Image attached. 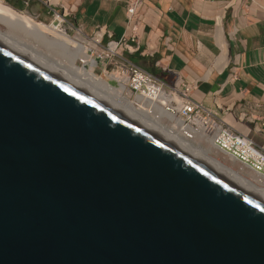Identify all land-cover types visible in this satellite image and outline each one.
I'll list each match as a JSON object with an SVG mask.
<instances>
[{
  "label": "water",
  "instance_id": "1",
  "mask_svg": "<svg viewBox=\"0 0 264 264\" xmlns=\"http://www.w3.org/2000/svg\"><path fill=\"white\" fill-rule=\"evenodd\" d=\"M0 264H264V192L0 42Z\"/></svg>",
  "mask_w": 264,
  "mask_h": 264
},
{
  "label": "crops",
  "instance_id": "2",
  "mask_svg": "<svg viewBox=\"0 0 264 264\" xmlns=\"http://www.w3.org/2000/svg\"><path fill=\"white\" fill-rule=\"evenodd\" d=\"M2 1L42 23L51 20L47 0ZM134 1L55 0L50 5L60 13L64 9L65 19L81 29L72 35L90 43L88 36L98 28L105 34L103 42L109 35L132 33L126 8ZM235 3L140 0L135 31L140 47L132 59L166 84L177 76L196 84L190 96L194 102L264 148V134L257 130L264 117V21L239 13L236 6L231 9ZM235 163L236 170L250 175Z\"/></svg>",
  "mask_w": 264,
  "mask_h": 264
},
{
  "label": "bare ground",
  "instance_id": "3",
  "mask_svg": "<svg viewBox=\"0 0 264 264\" xmlns=\"http://www.w3.org/2000/svg\"><path fill=\"white\" fill-rule=\"evenodd\" d=\"M49 1L55 2V0ZM16 10L4 5L0 0V24L8 28L7 33L0 30V42L10 45L38 64L41 63L56 71L57 74L88 90L100 100H106L139 118L161 136L175 141L185 151L204 160L228 178L239 176L264 192V176L247 169L253 178L247 177L215 157L214 155L221 153L214 145V139H204L199 129L187 127L174 113H167L161 106L166 103L165 98L157 96L155 101H144L140 97L129 99L123 93L122 87L111 86L105 79L88 71L92 59L87 52V45L57 30L52 24L38 23L34 20V16L33 19ZM204 141L206 144L203 143ZM194 142L208 147V150L198 147ZM228 160L231 163L237 161L231 157Z\"/></svg>",
  "mask_w": 264,
  "mask_h": 264
},
{
  "label": "built area",
  "instance_id": "4",
  "mask_svg": "<svg viewBox=\"0 0 264 264\" xmlns=\"http://www.w3.org/2000/svg\"><path fill=\"white\" fill-rule=\"evenodd\" d=\"M139 3L140 0H135L126 8L132 33L128 32L117 38L109 35V39L103 42L105 34L102 28H98L88 36L90 43L86 44L92 59V69H100L106 82L114 87H122L129 99L140 97L144 101H155L157 96H162L166 100L165 104H161L165 111L174 113L187 127L199 129L204 139L213 138L221 157L236 159L241 167L264 176V148L219 119L205 106L194 102L190 96L196 84L183 81L180 76L173 83L166 84L154 73L133 62L132 58L140 47L135 33ZM47 5L53 15L52 20L47 23L56 22L57 29L64 33L70 34L72 30L81 32L79 27L65 19L64 9L62 13L57 12L51 7L49 0ZM259 121L257 130L264 134V117Z\"/></svg>",
  "mask_w": 264,
  "mask_h": 264
},
{
  "label": "rangeland",
  "instance_id": "5",
  "mask_svg": "<svg viewBox=\"0 0 264 264\" xmlns=\"http://www.w3.org/2000/svg\"><path fill=\"white\" fill-rule=\"evenodd\" d=\"M220 1H231V0H220ZM244 1V2H243ZM245 1H246V4H245ZM5 2V1H4ZM243 2V3H242ZM4 5H7V6H10V5H8L7 4V2H5L4 3ZM235 6H236V8H238V12L239 13H247L248 15H252L253 16V18H255V17H257V16H260V17H262L263 18V21H264V0H236V3L234 4V5H232V7H231V9L232 8H235ZM10 7H12V6H10ZM13 9H15L14 7H12ZM247 9V10H246ZM16 10V9H15ZM20 11L21 10H23V9H19ZM19 10H16V11H18L19 13H21ZM246 10V11H245ZM244 11V12H243ZM22 13H25V14H27L28 16H30V17H32V15H30V14H28L27 12H25L24 10L22 11ZM138 16V15H137ZM228 15L227 14H225V18L223 17V26L225 27V28H227V24L226 23H229V18L227 17ZM33 18V17H32ZM52 18H53V15L51 14V20H52ZM34 19V18H33ZM35 21H37L38 23H42L41 21H40V19L38 20V19H34ZM50 20V21H51ZM140 20V19H139ZM50 21H45L46 23H44V24H47V25H49V23H47V22H50ZM222 21V20H221ZM264 23V22H263ZM56 22L52 25V26H54L56 29H57V27H56ZM0 30L3 32V33H7L6 31H8V28L5 26V25H3V24H0ZM58 30V29H57ZM68 36H70V37H72V38H74V39H76L77 41H79V42H82V43H84L85 45H87L85 42H83L82 40H80L79 38H77V37H75V36H72V34H73V32H70V34H68V33H66ZM88 71L91 73V74H95V75H97V76H99V77H101L102 79H104L105 78V76H103L102 74H101V71H100V69H92V67L91 66H88ZM197 142H200V141H197ZM207 142V141H206ZM206 142L204 141L203 143L204 144H206ZM194 144L195 145H197L198 147L200 146L201 148H205V149H207L208 150V147H204V145H201L200 143H195L194 142ZM203 146V147H202ZM215 157H217L218 158V155H214ZM221 156V155H220ZM220 158V157H219ZM218 158V159H219ZM222 160V162L224 163V164H226L227 166H229V167H232V168H238L237 167V164L236 163H231L227 158H221ZM220 160V159H219ZM235 169V170H236ZM238 171V170H237ZM238 172H240V171H238ZM245 172V174H248L249 172H247V171H244ZM241 174H243L242 172H240ZM244 175V174H243ZM246 176V175H245ZM247 177H250V178H253L252 177V175L250 174L249 176H247Z\"/></svg>",
  "mask_w": 264,
  "mask_h": 264
},
{
  "label": "trees",
  "instance_id": "6",
  "mask_svg": "<svg viewBox=\"0 0 264 264\" xmlns=\"http://www.w3.org/2000/svg\"><path fill=\"white\" fill-rule=\"evenodd\" d=\"M9 3V2H8Z\"/></svg>",
  "mask_w": 264,
  "mask_h": 264
}]
</instances>
